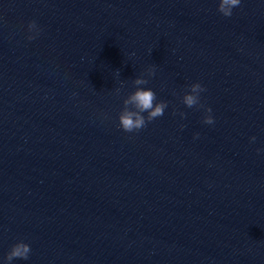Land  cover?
<instances>
[{"label":"water","instance_id":"95a60500","mask_svg":"<svg viewBox=\"0 0 264 264\" xmlns=\"http://www.w3.org/2000/svg\"><path fill=\"white\" fill-rule=\"evenodd\" d=\"M149 65L168 107L125 132ZM196 81L212 125L182 103ZM18 240L12 264H264V0L230 17L217 0H0V256Z\"/></svg>","mask_w":264,"mask_h":264},{"label":"clouds","instance_id":"9594fccd","mask_svg":"<svg viewBox=\"0 0 264 264\" xmlns=\"http://www.w3.org/2000/svg\"><path fill=\"white\" fill-rule=\"evenodd\" d=\"M241 3L242 0H217V9L223 16L230 17L233 14L234 8L240 6ZM41 31L42 29L35 19L28 21V40L36 39ZM116 75L119 76L118 70ZM154 75L155 66L149 65L143 72L132 79L133 90L124 97L122 101L123 107L118 113V126L123 131L129 133L138 132L148 122L162 116L168 107L169 102L167 100L158 99L153 88L146 86L149 84V78ZM186 87L188 90L181 97L182 103L189 108L196 106L197 108L204 109L203 122L209 125L214 124L215 118L212 115L211 107L201 102V93L206 90L205 86L196 81ZM118 91L119 89H117ZM179 115L181 118H184L186 113L180 111ZM181 127H184V125L182 124ZM198 136V132L194 133L193 138L195 139ZM249 140L250 142H254L256 137L251 136ZM260 151L262 149L257 148V152ZM30 252V244L24 240H18L11 245L10 249L3 256H0V264H12L14 259L28 260Z\"/></svg>","mask_w":264,"mask_h":264}]
</instances>
